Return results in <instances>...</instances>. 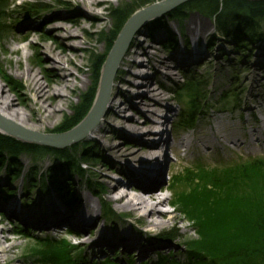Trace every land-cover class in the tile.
I'll return each mask as SVG.
<instances>
[{"label": "rangeland", "instance_id": "obj_1", "mask_svg": "<svg viewBox=\"0 0 264 264\" xmlns=\"http://www.w3.org/2000/svg\"><path fill=\"white\" fill-rule=\"evenodd\" d=\"M143 1L109 0L106 4L95 8L101 18L103 17L105 26L92 34H89L87 31L79 33L81 41L82 39L84 40V46L87 48L82 53L84 57V77L82 78L84 85L79 84L76 87L78 92L69 97L71 106L56 114L54 120L57 119V122L45 134H52L53 131L67 126L70 123L69 120L76 114L75 111L83 106L81 103L84 101L83 97L85 94L91 93L93 100L90 101H95L98 95L100 79L93 73L92 61L95 58L103 61L102 71L121 33V31H118L120 22L116 28L112 26L115 20L111 16L110 10L114 8H122L123 10L124 8L125 11L121 12L125 15L128 7L136 3H143ZM165 1L148 0L149 4L145 8L149 9L150 7L162 5ZM201 1L204 0L179 2L167 8L168 11H165V14L161 15L167 16L166 19L159 21L145 20L143 22V24L150 22L148 29L151 33L156 34L161 32L165 35L164 40L158 45V51L162 55L160 57L169 60L168 65L171 69L174 67L175 62L170 59V56H176L180 50L187 54H192L193 52V43L190 41L189 36H187L186 20L194 15L206 18L212 24V27L209 28L208 33L202 39V46L207 54L206 57H203L194 66L174 67L172 69L174 79L172 80L162 78L152 80V86L157 87L159 92L163 93L167 104H170L169 106L175 109L173 121L176 118L171 137L172 140L177 139V141L175 140L176 142L173 141L172 143L177 144L174 146L177 154L167 150L163 162L159 159V163L162 164L164 169V185L168 182L174 184V191L172 192L157 190L158 195L162 194V196L169 197V204L160 206L161 210L168 214L170 213L160 220V222L162 221L166 224L158 226L156 223H151L153 222L152 218H147V209L139 207L136 202V197L140 196L142 192L135 184H123L122 189L118 190L114 195L107 192V190L119 182V177L123 178V181H127L125 178L127 168L136 169L141 164L146 165L149 163L155 166L152 162L147 163V160L151 159L150 157L153 155L151 153L148 156L149 159H145L144 157V159H139L138 163H134L135 161L131 159L116 158L109 151L111 145H121L123 151L140 148L134 144V141L127 143L125 140L118 139L117 135H119L122 127H125L127 124H149L147 116L144 115L143 105L135 109H129L125 114L116 111L106 116L105 120L107 123L104 126V130L108 132L105 139L96 137L97 139L92 138L88 141H81V143L79 142L80 139H78L57 149L51 146H40L34 143L22 142L12 138V136H7L4 132L5 135L0 133V149L4 150L2 151V156H0V204H9L13 200L18 201L16 202L17 205L21 207L22 211H26L25 213L27 214L29 211H35L36 208L34 207H37V204L46 202L51 193L58 195L64 203L72 200L77 201L80 195H87L100 208V220L94 225H98L102 231L100 229H90L79 233L61 225L51 232H45L42 229L31 228V224L21 222L16 217L3 211V208H0V246L8 250L7 261L4 262V259L0 256V264H35L36 259L44 250L43 243L45 241L66 246L73 252L74 256H77L80 251L87 257L94 253L97 256L96 258L117 257L118 260H124L129 256L133 257V262L136 264L141 261L153 262L156 260V254L167 253L169 248L174 249L176 252L172 253L169 256L170 258L174 259V256L184 257L187 245L199 241L194 227L195 223H192V221L196 222L199 218L202 219L203 214L199 215L196 213L195 210L200 212L199 209L201 207L198 205H183L179 194L186 196L190 194V191L192 193L195 192L196 187L194 184H199L197 177L201 178L200 183H202L204 178L205 182L201 185L208 188L207 186L210 185V182L205 179V176L208 172L223 167L217 164H236L244 162L247 159L264 158V147H262L261 142L256 140L255 137L247 135L251 131V127L247 131H242L245 126L244 118L248 120V125L258 126L256 129L262 127L259 125L260 122L255 124L254 119H258L259 112L264 110V20L260 21L258 25L253 26L251 30H246L243 20L237 21V19L230 17L226 20L229 27L227 28L228 31L226 33H219L212 15H205L199 9L185 8L186 5H193L192 3L196 4ZM216 1L220 3V0ZM242 1L245 3H264V1ZM182 7H184V11L178 16L172 14V12ZM79 9L81 10L78 4L72 0L1 1L0 84L6 86L15 95L20 104L23 103L24 98L28 97L31 109L34 110L33 108H35L31 94L26 91L25 82L15 75L16 68L14 62L17 56H10L8 54L9 50L18 48L23 55L25 54V56L21 57L20 67L27 64L36 66L45 57V53L41 49L43 43L59 47L56 34L49 32L52 23L55 21L54 16L58 14L64 16L65 20L63 23L70 25V19ZM144 9H141L140 12ZM137 13L139 11L135 14ZM126 17L122 16V20L124 21ZM27 23L29 26H25ZM174 24L177 27L170 29V25L174 26ZM85 27L87 28V24ZM113 29L114 33H112ZM158 29L160 31H157ZM112 34L113 36L116 34L115 41L112 40L113 43L112 41L108 43L107 40H110ZM24 35L26 36L23 38ZM173 39H175V45L171 47L170 44H172ZM112 44V48L109 49ZM149 44H153L152 39H147L144 47ZM156 44L158 43L156 42ZM144 58H139L138 62ZM145 60L147 61L146 68L149 69L151 63H149L148 59L145 58ZM127 70L128 66L124 64L121 69L116 71L108 86L107 97L112 94V98L115 99V103L117 104L128 97L127 95L118 97L115 92L119 81H121L123 75L126 74L124 72ZM42 72L45 79L50 78L48 71ZM191 77L200 80L199 90H203L206 98L202 102L204 111L202 114L199 113L196 116L198 118L197 122L195 121L189 129L185 128L183 130L177 123L181 118V111L186 102L185 99L188 100V97L186 94H181L185 99L176 98V93L180 91L181 86ZM127 78L129 79V76ZM233 95L234 97H232ZM230 96L232 98L227 99ZM201 101L199 100V104ZM161 102L163 109L159 108L156 111V115L152 116L156 123H160L159 121L162 119L160 114H163L165 110L164 104L166 103L165 101ZM202 117L203 120H201ZM161 128L165 130V127ZM174 130L175 133H173ZM139 133L143 132L139 131ZM167 135H169V131H167ZM232 135L239 141L233 142L231 140ZM153 136L154 134H147L143 135L142 138L149 139L153 138ZM190 136H195V138L197 136V140L203 139L204 142L197 141L198 144L195 149H189L184 152L186 147L178 145L177 142L187 140L186 138ZM110 137L116 139L109 141ZM171 137L169 136L168 139H171ZM5 140L11 141V143L17 142L22 146H30L32 150L23 147L24 149H21L15 155L10 152L9 146H5ZM87 143L91 145H86ZM64 151L67 152V156L59 154V152ZM154 155L157 156V152ZM201 164L207 165L203 166L204 168H208L205 169V172H196V169L190 168L194 165L201 166ZM153 165L152 167H154ZM77 166L80 167L82 173L78 172L77 169L79 168ZM210 166L211 168L214 167V169L209 170L211 169L209 168ZM147 168L150 169L149 165ZM187 170L191 172H186ZM13 173L19 174V176L14 177L11 183L10 177ZM189 175L194 178V183L191 186L186 185L187 183H178V179L180 181L182 179L187 181L185 176ZM6 190H9L13 195L6 196L8 194H5ZM46 193L48 194L47 197H45ZM123 194L126 197L119 201V197ZM190 197L192 196L188 198ZM262 200L264 202V198ZM126 204H132V207L126 208L124 206ZM82 209H85V206ZM105 209L111 212L113 217L106 216L104 214ZM38 210L41 211L43 209H37L36 212ZM89 231L93 232L91 236ZM170 232L175 235L174 239L165 240L161 238L164 233ZM98 233H101L104 239L97 238ZM124 235H130L132 238L139 240V252L146 249L148 251L147 257L141 256L133 247H126L124 252L120 249H116L114 252L110 251L109 253H99L96 251L104 249V251L108 252L103 247L98 248L100 243H94L95 241L101 240L102 243L103 240H109V238L112 239L111 241L113 239L125 241L126 236ZM4 237H6V241H3ZM122 245L125 246L126 243L123 242L120 247Z\"/></svg>", "mask_w": 264, "mask_h": 264}, {"label": "bare ground", "instance_id": "obj_2", "mask_svg": "<svg viewBox=\"0 0 264 264\" xmlns=\"http://www.w3.org/2000/svg\"><path fill=\"white\" fill-rule=\"evenodd\" d=\"M72 1L78 4V7H80L81 10L79 9V11L76 12L74 16H72L69 21L70 25L63 23L65 20L63 18L64 16L60 14L54 16L55 21L52 23L51 30L49 32L51 34H56L55 36H57L56 40L59 44V47L43 43V46H41V49L45 53L43 61H41L36 66L27 64L20 67L21 57L25 56V54L23 55L18 48H12L9 50L8 54L10 56H17L14 62L16 68L15 75L17 78L23 79L25 82L26 91L31 94V99L35 105V108H33L34 110L31 109L32 107L30 106L28 97L24 98L23 103L20 104L15 95L9 89H7L6 86H2L0 84V120H2L4 123L15 128L19 127L30 132L45 134L47 133L48 129L53 128L57 122V119L54 120L56 114L62 112V110L66 107L71 106L69 97L75 95L78 92L76 87H78L79 84L84 85L82 81V78L84 77V57L82 53L87 48L84 46V40L82 39L81 41L79 33L87 31L89 34H92L105 26L103 17L101 18L100 14L96 12L95 8L106 4L109 0ZM138 6L139 3H136L129 7V9L134 10ZM165 7L167 6L164 5V8L162 9L159 7L153 11L145 12L143 16H147L148 19L146 20L148 21H159L166 19L167 16H161L165 14V11H168L165 9ZM144 21L145 20H142L132 29L129 40L126 43V47L119 55L115 65L113 66V72L111 71L112 75L110 74L111 76L109 80H111V78L116 74V71L121 69L124 64L128 66V70L124 72L126 74L123 75L121 81H119V85L115 89L116 95L118 97L125 95L128 97L126 100H122L117 104L115 103V99L112 98V94L109 95V97H107V94L104 100V109H102L103 111L101 112L94 126L88 132H86L79 142L81 143V141L84 140L88 141L92 138L97 139L98 137L99 139H105L106 133L108 132L107 130H104V126L107 123L105 120L106 116H109V114L116 111L125 114L127 111H129V109H135L136 107L143 105V110L145 111L144 115L147 116V121L149 124H127L125 127H122L119 135H117L118 139L125 140L127 143L134 141V144L140 148L130 151H123L121 145H111L109 147V151L116 158H125L126 160L131 159L132 161H135L134 163H138V160L144 159V157L145 159H149L148 156H150L151 153L153 155H151V159L147 160V163L152 162L155 164V166L149 163L146 165L141 164L142 166L140 165L136 169L127 168V173H125V178L127 181H123V178L119 177V182H117L111 189L107 190V192L111 195H114L118 192V190L122 189L123 184H135L142 192L140 196L136 197L138 206L147 209V218L153 219V222L151 223H156L158 226H163L166 223L162 221L160 222V220L170 213L168 214L167 212L161 210L160 206L164 204L168 205L169 197L162 196V194L158 195L157 190L159 189L161 192L164 190L172 192L174 191V184L168 182L164 185V169L159 163V154L164 153V150L165 152L170 150L172 153L176 151L174 146L177 144L175 145L172 143L173 141L176 142L177 139L172 140L171 137L172 128L176 122V118L173 121L175 117V109L170 107V104H167V100H164L163 93L159 92L157 87L152 86V80H157L159 78L172 80L174 79V73L172 71L174 67L179 68L183 66H194L197 65V63H199L203 57H206L207 54L203 49L202 39L208 33L209 28L212 27V24H210L208 19L194 15L190 16L189 19L186 20V31L188 32L187 36H189L190 41L193 43V52L192 54H187L186 52L180 50L176 56H170V59L175 62L174 67L171 69L168 65L169 60L164 57H160L162 55H160V51H158V45L160 42H162V40H164L165 35L161 32L156 34L151 33L148 29L150 22L147 21V24H143ZM86 24L87 28L85 27ZM113 24L112 26H115L116 28V25ZM130 25L131 22L128 24V26L130 27ZM25 26H29V24L27 23ZM174 27H177V25H170L169 28L173 29ZM157 31L160 30L158 29ZM112 33H114V29ZM25 36L26 35H24L23 38ZM111 36H113V34ZM147 39H152L153 44H149L144 47ZM107 41L109 43V40ZM156 42L158 44L155 45ZM171 43L172 44H170V46L173 47V45H175V39H173ZM152 49L155 52H153ZM144 57L149 60V63H151V67L149 69L146 68L147 61ZM139 58L144 59L139 60L138 62ZM143 62H145V64H143ZM42 71H48L50 78L45 79ZM128 76L129 79L127 78ZM91 95L92 94H89L87 99H90L92 97ZM201 100V103L190 112V116L192 118L199 113L202 114L204 111V105H202V102H204L205 99L203 98ZM161 101H165L166 103L164 104V113L160 114L162 118L161 121L163 122V126L161 127H165V130H162L160 124L156 123V121L152 118V116L156 115V111L159 108L163 109ZM182 113L183 109L181 111V114ZM157 115H159V113H157ZM71 119L69 120L70 122ZM123 119L125 120V118ZM201 120H203V117ZM243 120H245V126L242 131H247L248 128L251 127V131L248 132L247 135L255 137L256 140L261 142L262 147H264V110L259 112L258 119H254L255 124L260 122L259 125L262 126L261 128L256 129L258 126L248 125L249 123L246 118ZM154 129L161 130L158 132V130ZM4 131L5 130L0 128V133L2 135H5ZM139 131H142L143 133H139ZM167 131H169V135H167ZM173 133H175V130ZM147 134H154V136L153 138L149 139L142 138L143 135ZM6 135L12 136L8 135L7 133ZM169 136L171 139H168ZM224 137L226 136L224 135ZM12 138H14V136H12ZM196 138L195 136H190L189 138H186L187 140H180L177 143L182 147H186V152L189 149H195L198 142H204L203 139L197 140L198 138ZM115 139L116 138L110 137L109 141H114ZM231 140L233 142L239 141L234 135L231 136ZM156 152L157 156L154 155ZM175 154H177V152H175ZM153 157L155 158L152 159ZM148 165L150 169L147 168ZM152 165L154 167H152ZM201 166L207 165L201 164ZM5 194L6 196L13 195L9 190H6ZM47 195L48 194L46 193L45 197H47ZM125 197V194L121 195L119 197V201L123 200ZM16 202L18 201L13 200L9 204H0V208H3V211L13 217H16L21 222L31 224V228L40 230L42 229L45 232H51L52 230H55L63 225L68 227L69 230L73 229L75 232L79 233L90 229L101 230L98 225H94L100 220V208L87 195H80L77 201L72 200L64 203L60 200L58 195L51 193L46 202L39 203L37 204V207H34L36 210H43H38V212L33 210L29 211L27 214L25 213L26 211H22L20 209L21 207H19ZM131 205L132 204H126L124 206L126 208H131ZM83 206H85V209H82ZM105 212L106 211H104V214L107 216L108 213ZM92 234L93 232H90V236ZM124 236H126L125 241H122L121 239H113V241H111L112 239L110 238L109 240L107 239L108 241L103 240L102 243L101 240H98L97 242L95 241L94 243H100L98 248L103 247L108 250V252L104 251V249L101 251H96L99 253H109L110 251L114 252L116 249H120L124 252L126 247H133L138 253L141 254V256L143 255L147 257L148 251L146 249H143L141 252H139V240L132 238L130 235ZM97 238L104 239V236L101 233H98ZM3 241H6V237L3 238ZM123 242H125L126 245H122V247H120ZM7 252L8 250L3 249L0 246V256L4 259V262L8 259ZM172 253L176 252L174 249L169 248L167 253H159L160 255L156 254V260L159 256H171ZM148 257L151 258L150 256ZM174 257V261L180 264L185 263L187 260L185 255L184 257ZM150 263H152V261Z\"/></svg>", "mask_w": 264, "mask_h": 264}, {"label": "trees", "instance_id": "obj_3", "mask_svg": "<svg viewBox=\"0 0 264 264\" xmlns=\"http://www.w3.org/2000/svg\"><path fill=\"white\" fill-rule=\"evenodd\" d=\"M148 4V1H143L134 10H130L128 7L125 15L121 12L125 11L124 8L123 10L122 8L111 9L110 14L115 20L114 24L116 27L120 22L118 31H122L127 21ZM192 4L186 5L185 8L199 9L205 15H212L219 33L228 31L227 28L229 27L226 20L230 17L237 19V21L243 20L246 30H251L253 26L264 20V3H245L242 0H220V3H218L216 0H204ZM183 9L184 7L172 12V14L178 16L184 11ZM122 16H127L124 21ZM115 36L116 34L110 38L109 43L112 40L115 41ZM112 46L113 44L109 49ZM102 64L103 61L96 58L92 61L93 73L99 79L101 77ZM199 84L200 80L191 77L181 86L180 91L176 93V98H183L181 94H186L188 97V100L183 98L186 102L178 122V126L183 129H189L195 123L198 114L192 118L190 112L199 105V100L206 98L203 90H199ZM89 94L91 93L84 95V101L81 103L83 106L75 111L76 114H74L71 122L60 129L62 130L60 132L72 129L85 118L87 110H90L93 104L90 101L93 100L92 95L90 99H87ZM232 97L230 96L227 99ZM4 144L9 146L10 152L15 155L21 149H24L23 147L32 150L30 146H22L17 142L11 143L8 140H5ZM86 145L91 144L87 143ZM2 151L4 150L0 149L1 156ZM59 154L67 156L66 151L59 152ZM217 165L223 167L213 170L214 167L211 168L210 166L209 168L211 169L209 170L213 171L208 172L205 176V179L210 182V185L207 186L208 188L201 185L205 182L204 178L202 183H200L201 178L197 177L199 184H194L196 187L195 192L192 193L190 191V194L186 196L179 194L183 205H198L201 208L199 209L200 212L195 210L196 213L199 215L203 214L202 219L199 218L196 222L192 221V223H195L194 227L199 241L187 245L185 250L187 260L183 264H264V202L262 200L264 198V158L247 159L236 164ZM79 166L77 167L80 169ZM192 168L196 169V172H205V169H208L203 166H194ZM79 169H77L78 172L82 173L81 169ZM186 172L191 171L187 170ZM18 176L19 174L13 173L10 177V182H13L14 177ZM185 177L187 181L178 179V183H187L186 185L191 186L194 183L193 176ZM189 196L192 197L188 198ZM185 208L187 209V207ZM104 211L108 213L107 216L113 217V214L108 212L107 209ZM174 236L170 232L164 233L161 238L171 240L175 238ZM43 245L44 250L36 259L35 264H136L133 262V257L129 256L124 260H118L117 257L96 258L97 256L94 253L87 257L81 251L78 252L77 256H74L69 248L61 246V244L45 241ZM137 264L180 263L169 256H159L155 262L142 261Z\"/></svg>", "mask_w": 264, "mask_h": 264}, {"label": "water", "instance_id": "obj_4", "mask_svg": "<svg viewBox=\"0 0 264 264\" xmlns=\"http://www.w3.org/2000/svg\"><path fill=\"white\" fill-rule=\"evenodd\" d=\"M183 1H186V0H166L165 3H163L162 5L155 6L152 8L150 7L149 9L145 8L141 12L139 11V13L133 15L128 20V22L123 27L116 43L114 44L103 66V71L101 72V77L99 81L98 95L95 101L93 102V106L91 107V109L89 110L85 118L80 123H78L75 127H73L72 129L68 131H64V132H60L62 130L58 129L59 131L58 130L53 131L52 134H40V133L23 130L19 127L15 128L13 126H10L4 123L2 120H0V126H2L0 128L2 130H5L4 132L7 133L8 135L14 136V138L19 141L27 142V143H34L40 146H51V147H54L55 149L61 148L68 143H72L75 140L81 139L86 134V132H88L94 126L98 117L103 111L102 109H104V100L108 93V86L110 83L109 79H110V76L112 75L111 71L119 55L122 53V51L126 47V43L129 40L132 29L136 26V24H138L142 20L148 19L147 16H143L145 12L153 11L159 7L162 9L164 8V5L168 7L169 6L172 7L176 5L177 3L183 2ZM254 1H264V0H254ZM130 22H131V25L129 27L128 24Z\"/></svg>", "mask_w": 264, "mask_h": 264}]
</instances>
